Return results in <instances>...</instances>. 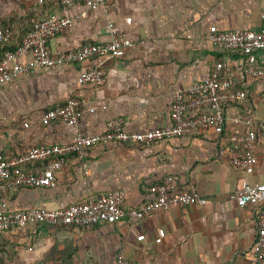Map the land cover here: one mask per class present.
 Masks as SVG:
<instances>
[{
	"label": "crops",
	"instance_id": "0c3cea01",
	"mask_svg": "<svg viewBox=\"0 0 264 264\" xmlns=\"http://www.w3.org/2000/svg\"><path fill=\"white\" fill-rule=\"evenodd\" d=\"M263 13L264 0H111L96 10L78 4L68 11L36 7L33 0H0V28L13 30L14 43L31 28L32 18L65 16L73 25L51 41L55 52L107 43L110 25L134 42L123 58L99 61L107 71L102 85L79 82L82 71L98 63L93 59L36 69L0 87V153L5 157L41 143L71 142L74 131L64 123H42L48 111L69 98L83 103V132L97 135L117 118L129 131L169 127L174 92L209 79L218 62L232 67L224 76L247 92L246 100L226 104L227 122L220 135L207 131L150 146L98 145L87 159L69 155L54 187L23 188L1 197L12 211L57 210L121 190L127 195L126 207L136 209L153 201L155 187L173 176L207 199L206 206L174 207L90 230L37 225L1 233L0 264H117L121 255L131 264H252L263 202L241 208L235 195L245 183L264 184V132L257 138L258 161L250 175L232 167L228 138L244 132L241 121L247 116L264 119V85L244 72L247 55L217 50L209 33L212 28L258 31ZM255 60L264 67V53L255 54ZM162 229L167 235L158 245L155 239Z\"/></svg>",
	"mask_w": 264,
	"mask_h": 264
},
{
	"label": "built area",
	"instance_id": "2783aa9c",
	"mask_svg": "<svg viewBox=\"0 0 264 264\" xmlns=\"http://www.w3.org/2000/svg\"><path fill=\"white\" fill-rule=\"evenodd\" d=\"M111 0H33L36 7L54 6L70 10L83 4L89 10L106 7ZM83 13L79 18L86 17ZM262 28L256 30L221 31L212 28L209 41L221 52H240L249 58L244 65V72L255 81L264 85V67L259 66L255 54L264 53V13ZM22 45L16 51L7 50L1 55L14 38L10 27L0 28V87L31 73L36 69H57L67 65L83 64L93 59L98 63L85 69L80 74L79 82L84 86L102 85L107 76L103 67L105 59L123 58L134 42L122 37L110 25L111 40L103 44L87 43L69 51H53L51 41L64 33L73 25L70 17L33 18ZM22 59H26L25 62ZM232 67L225 62L216 63L209 79L193 87L176 90L171 107L169 127L154 128L147 131H129L122 118L112 119L107 123L105 132L87 135L82 128V101L69 98L63 105L48 111L42 123L50 125L54 122L64 123L74 131L71 142L65 144H39L29 151L13 157H5L0 153V233L24 230L30 226L51 225L63 228L77 227L90 230L100 224H115L122 221L145 219L156 212L168 211L174 207L200 205L206 206L208 201L199 193L184 188L173 176L164 179L154 189V200L136 209L126 207L127 195L124 191L114 190L99 198L87 202L73 204L57 210L32 207L26 210H9L7 201L1 197L11 191L23 188L54 187L57 175L67 165L68 156L75 155L84 160L91 156V151L98 145L110 143H130L137 146H150L162 141L191 136L195 133L212 131L222 134L225 131L227 103L244 101L247 92L236 89L234 82L224 76ZM264 96V90H263ZM245 125L244 132L233 133L228 138L233 156L231 165L247 174H253L258 157L256 142L258 135L264 132V119L257 120L247 116L241 121ZM28 128L29 124H25ZM41 164L42 169L26 170L25 168ZM236 203L243 208L263 202L259 215V227L254 245L252 264H264V184L251 185L245 183L235 195ZM167 233L160 230L155 242L163 243ZM144 236L139 240L143 241ZM117 264H131L125 255L117 259Z\"/></svg>",
	"mask_w": 264,
	"mask_h": 264
},
{
	"label": "trees",
	"instance_id": "16d2710c",
	"mask_svg": "<svg viewBox=\"0 0 264 264\" xmlns=\"http://www.w3.org/2000/svg\"><path fill=\"white\" fill-rule=\"evenodd\" d=\"M34 18L42 19V18H39V17H34ZM32 19H33V18H32ZM32 19H31V20H32ZM30 24H31V21H30ZM1 28H3V27H1ZM5 28H7V27H4L3 29H5ZM31 28H32V24H31ZM31 28L28 29V31L31 30ZM28 31H27V32H28ZM27 32H26V33H27ZM26 33H25V35H26ZM14 35H15V33H14ZM25 35L23 36V38H22L20 41H16V43H14L15 40H16V37H15L14 40H13L10 44H8V46H7L5 49H2V50H1V55H3V54L5 53V51H7V50H10V51H16V50L22 45V41H23ZM13 44H14V45H13ZM25 169H26V168H25ZM26 170H27V169H26ZM0 234H1V233H0Z\"/></svg>",
	"mask_w": 264,
	"mask_h": 264
}]
</instances>
